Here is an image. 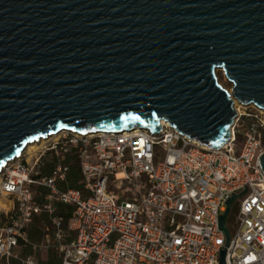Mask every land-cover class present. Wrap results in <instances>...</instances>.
<instances>
[{"label": "water", "instance_id": "95a60500", "mask_svg": "<svg viewBox=\"0 0 264 264\" xmlns=\"http://www.w3.org/2000/svg\"><path fill=\"white\" fill-rule=\"evenodd\" d=\"M233 99L264 109V0H0V170L60 130L163 120L214 149Z\"/></svg>", "mask_w": 264, "mask_h": 264}, {"label": "built area", "instance_id": "2783aa9c", "mask_svg": "<svg viewBox=\"0 0 264 264\" xmlns=\"http://www.w3.org/2000/svg\"><path fill=\"white\" fill-rule=\"evenodd\" d=\"M233 108L229 137L214 149L165 121L156 132L43 136L30 162L23 152L0 173V196L11 204L0 264H44L37 255L49 249L59 264H221L222 250L224 264H264V109ZM232 196L229 212L240 200L225 219L227 238L219 219ZM60 205L73 213L67 227ZM41 215L53 231L46 224L34 242L29 227Z\"/></svg>", "mask_w": 264, "mask_h": 264}, {"label": "rangeland", "instance_id": "374dc122", "mask_svg": "<svg viewBox=\"0 0 264 264\" xmlns=\"http://www.w3.org/2000/svg\"><path fill=\"white\" fill-rule=\"evenodd\" d=\"M216 78L218 83L221 85L222 88H224L227 92H231L232 89V83L226 78L224 72L221 69L216 70ZM240 104V103H239ZM237 107V106H235ZM240 110V109H239ZM235 111V110H234ZM241 111V110H240ZM238 140H240V138H238ZM40 145L39 142H37L35 144V146H33L34 148H30V149H26L24 150V154L25 157L28 159V161L30 162V157L32 156L33 152L37 150V147ZM48 166H49V162H48ZM238 199L237 201H235L231 207V210L229 212V215L227 217V221H231L232 216L235 214L236 210H237V204L239 203ZM11 207L10 201L8 199H6L5 197L0 196V225H2L8 218L9 216V208ZM46 222L45 218H40V219H34L33 223L30 225L29 227V234H32V237L37 239L38 235L40 234L41 231V227L43 225V223ZM229 229L231 231V233L233 232L234 226L232 224H229ZM27 250L22 252H26ZM41 255L43 256L42 251Z\"/></svg>", "mask_w": 264, "mask_h": 264}, {"label": "crops", "instance_id": "0c3cea01", "mask_svg": "<svg viewBox=\"0 0 264 264\" xmlns=\"http://www.w3.org/2000/svg\"><path fill=\"white\" fill-rule=\"evenodd\" d=\"M69 209L71 210V207L60 205L58 207V210H57L59 215H61L63 217V226L64 227H67L69 222H70L69 219H68V216H67ZM42 217L46 219V222H44L42 227L40 228L41 231H40V234L38 235L37 239L33 238L32 234H29V238L32 241H34V242H41L42 241L43 233H44L43 232V228H44V226L46 224H48L51 227L52 231H53V226L49 223L50 221L45 215H41V216L36 217V218L40 219ZM28 252H30V251L27 250L25 253H28ZM43 252H44V253H42L43 256L41 255V252H39L38 255H37L40 262H42L44 264H59L60 263V259L57 257L56 252L53 249L43 250ZM10 264H19V263L14 261V260H11Z\"/></svg>", "mask_w": 264, "mask_h": 264}, {"label": "trees", "instance_id": "16d2710c", "mask_svg": "<svg viewBox=\"0 0 264 264\" xmlns=\"http://www.w3.org/2000/svg\"><path fill=\"white\" fill-rule=\"evenodd\" d=\"M78 180H79V177H78L77 170L74 167H72L70 174H69V186L72 188H77L78 187V184H77ZM67 216H68V219L70 221L73 217L72 210H70V209L68 210Z\"/></svg>", "mask_w": 264, "mask_h": 264}, {"label": "bare ground", "instance_id": "6f19581e", "mask_svg": "<svg viewBox=\"0 0 264 264\" xmlns=\"http://www.w3.org/2000/svg\"><path fill=\"white\" fill-rule=\"evenodd\" d=\"M233 105H234V106H239L240 104L238 103V101H236L235 99H233ZM162 121H163V120H162ZM160 122H161V121H160ZM60 131H61V130H60ZM60 131H58L57 133H59ZM57 133H56V134H57ZM47 137H48V136H47ZM44 138H45V137H43V138H38L36 141L40 143V142L42 141V139H44ZM36 141H32V142L27 143V144L24 146V148L22 149V151L20 152L19 155H22V153H23L24 150H26V149L34 148L33 146H35ZM14 159H16V157H14L13 160H14ZM8 164H9V161L5 164V166H3V167L1 168L0 173L2 172V170L4 169V167H6Z\"/></svg>", "mask_w": 264, "mask_h": 264}]
</instances>
